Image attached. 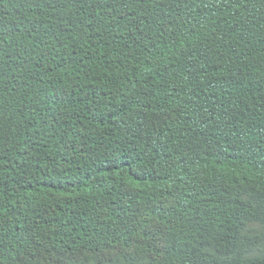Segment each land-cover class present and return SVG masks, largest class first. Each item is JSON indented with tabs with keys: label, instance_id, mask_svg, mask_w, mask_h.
Segmentation results:
<instances>
[{
	"label": "trees",
	"instance_id": "1",
	"mask_svg": "<svg viewBox=\"0 0 264 264\" xmlns=\"http://www.w3.org/2000/svg\"><path fill=\"white\" fill-rule=\"evenodd\" d=\"M0 264H264V0H0Z\"/></svg>",
	"mask_w": 264,
	"mask_h": 264
}]
</instances>
